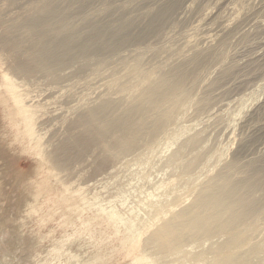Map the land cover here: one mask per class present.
I'll list each match as a JSON object with an SVG mask.
<instances>
[{
    "label": "rangeland",
    "instance_id": "rangeland-1",
    "mask_svg": "<svg viewBox=\"0 0 264 264\" xmlns=\"http://www.w3.org/2000/svg\"><path fill=\"white\" fill-rule=\"evenodd\" d=\"M18 1L0 0V20L23 18L46 0H21L22 7ZM164 1L171 0H58L64 21L79 35L89 31L87 19L135 24L124 35L126 47H93L57 74L18 77L17 52L0 50V248L6 249L0 264H223L231 252L247 264L264 261V186L245 192L252 210L225 232L213 220L178 238L159 234L213 179L242 177L225 167L237 153L244 163L258 160L264 167V0H178L155 34L137 40ZM109 32L105 26L103 42ZM184 59L176 90L153 96L60 170L38 165L41 155L9 117L15 107H8L5 75L11 70L18 92L41 115L40 151L47 153L70 138L68 128L80 113L107 101L105 119L115 118ZM119 84L126 85L123 92ZM180 91L178 102L168 98ZM137 123V142L127 147L122 132ZM161 125L166 128L153 137Z\"/></svg>",
    "mask_w": 264,
    "mask_h": 264
},
{
    "label": "bare ground",
    "instance_id": "bare-ground-1",
    "mask_svg": "<svg viewBox=\"0 0 264 264\" xmlns=\"http://www.w3.org/2000/svg\"><path fill=\"white\" fill-rule=\"evenodd\" d=\"M18 3H21V0H19ZM23 3H21V5L19 6L22 7ZM178 4H179L178 0L164 1L161 7L158 9V11L146 22L147 24L143 25L144 27L140 29L141 32L136 36V39L140 41V40L145 39L149 35L155 34L158 31L160 25L165 20V18L175 12V10L180 5ZM58 5H59L58 0H46L38 8L37 7L34 8L33 12L27 13L25 16H23V18H20V19L16 18L17 17L16 16L17 13L15 12L16 9L14 10L13 8L12 10H14L15 16H16L15 19L13 18L11 19L9 17L11 21L10 19L9 21H5L3 20V18L0 20V22L2 23L0 25L2 27L5 26L3 28L2 35L0 34L1 35L0 36V50L1 51L3 50V52L5 51L6 53L9 52V54L11 53L12 50L17 52L15 53L17 55L12 57L13 58L12 62H14L13 73L18 74L17 75L18 77L20 76V77L28 78V77L33 76V74L36 75V72L38 71L44 72L46 74H57L62 69L66 70L68 65L74 62L77 63L82 58L88 57L89 52L93 47L95 50H99L102 46L107 44L113 47L114 49L116 45H120V43H122L121 48L124 46L126 47V45L129 44L130 39L128 37H127L128 40L124 39V35H126L128 32H131L130 30H133L131 28L132 26H134L133 24H135V20H127L125 23H120L116 25L114 23L113 24L110 23V21L109 22L107 21H101V22L94 21L93 22L92 20H90L88 22V19H87L86 26L89 27V31L86 34L79 35L76 32L71 30L69 26V23L71 22L64 21L65 18L63 15H61L60 13L61 11L59 10ZM20 10H24V9H20ZM6 13L10 14L8 11ZM20 13L23 14L24 11L23 13L22 12ZM13 14L14 13H12L11 17L14 16ZM18 15L20 14L18 13ZM6 16H10V15H6ZM105 26H108L110 28V32L108 34L106 41L103 42L101 39H102V33H103ZM24 36L26 37L28 36V37L22 40L23 38L21 39L20 37H24ZM118 50L120 49L117 48L113 52L117 53ZM127 53H130V51ZM198 53L204 54L205 52L200 51ZM118 54L120 53H117V55ZM121 56L120 58L123 57ZM7 57H10V55L9 56L7 55ZM118 59H119V56H118ZM187 62H188V59H184L178 62L176 65H174L170 70L168 69V72L158 82H155L153 86H151L148 89V92H149L148 95L140 96L136 98L130 107H128L123 113L117 115L115 118L111 120L106 121L105 119L106 118L105 111L108 108L107 101H101L97 105L92 106L88 108L87 110H85L84 112L80 113L79 116L75 118L71 126H69L68 128V131H70L68 136L70 138L67 139L62 145L55 146V148H53L50 152H47V153H43L42 150L40 151L41 115L37 118L36 115L38 114V111L35 110L37 109V108H34L35 105L26 103L25 98L22 95L23 92L21 93L18 92L20 91V88H18L19 90H17V84H16L17 82L14 81L17 78L14 77L15 79H13L11 77V73H12L11 70L10 72L8 71L10 73V76L8 74L5 75V79H6L5 87H7L6 90L9 95L8 97L12 99L11 103L13 101L12 105H10L11 104L10 103L9 104L10 106L8 107L14 106L15 108H13V111H12V108H11V111L9 110L12 113L9 112L10 116L9 115L8 116L11 117V119L13 120V124H16L17 126H19V128L20 126H23V130H21L22 128H20V130L25 135L26 140L28 141L29 144H31L32 148L35 147L34 150L37 149L36 154L41 155L40 160L36 158L39 160L38 165H41V161H43L45 164L50 165L51 168L60 170L66 165L69 166V164H71V162L74 161V157H76L77 155L83 154L92 142L106 140L105 138L108 136V134L110 133L111 129L114 126L118 125L123 120L125 121L129 119L135 112L142 109V107L146 104V102L150 100L153 96L166 94L173 90H176L181 79H178L175 76V73L179 72L180 70H183L186 67ZM0 67H1V64H0ZM141 72L147 73V71H143V70ZM14 74H12V76H14ZM42 75L44 74L42 73ZM116 79L119 80L118 78ZM116 79L114 77L112 80L116 81ZM105 82L107 83L108 81L106 80ZM105 82L104 84H106ZM110 82H111V79H110ZM110 82H109V85H110ZM23 85L25 87V84ZM124 86L120 85V88H121L120 90L122 92L125 90ZM112 87L111 89H113ZM108 91H109V88H108ZM182 92L183 91L174 93V95H171L168 98H170L174 102L176 101L178 102L180 100V96ZM106 93H109V92H106ZM107 95H110V93ZM28 98L30 97H26V101L28 100ZM31 100L33 101V98ZM38 109L40 108L38 107ZM93 122H95L94 126H91V127L90 125L86 126L87 124H90ZM36 124H39L37 128L35 127ZM141 126L142 125H139V123H137L133 125L132 127L126 128L127 130H124V132H122L123 131L122 130L121 132L123 134L121 137L119 135L120 134L119 132L118 135L120 137V141L127 147L135 144L138 139L136 132L140 130ZM164 127H165L164 125H161L156 130H153L152 136L153 137L157 136L159 132L164 129ZM77 128H80V129L76 133L74 130ZM20 133L21 132L19 131L18 134ZM23 134H21L22 136L19 137L20 139L23 138ZM116 135L117 134H115L114 136ZM119 137L115 138V141L113 140L112 141L117 143L116 139H118ZM115 143H113V145ZM245 147L246 145L242 147V149H244ZM234 157L235 158H233L232 162L230 161L229 164H227V166L225 165V167L227 170L233 171L235 175L239 174V175H242V177L238 179H234L224 173V174L219 175L217 178L213 179L209 184H207L198 193V195L193 200V202H191V204L182 208L178 212H175L174 216L170 220H167V222H165L163 226H161V228L159 229V234L161 237L162 236L167 237L170 235H174L173 236L174 238H178L182 235V232L185 229L197 227L198 225L206 224L213 220L219 222L216 230L225 232L226 230L233 228L236 225L237 221L241 220L242 218H245L251 212L252 207L249 205V203H245L247 202V196L245 195V192H252L256 190L257 188L264 186V167H262L259 164L258 160L257 161L250 160L244 163L243 162L244 160L243 159H242L243 161L241 160V156L238 153ZM28 200L29 198L23 200V203L27 202ZM34 201H39V198L34 199ZM239 203H244L245 206L240 211L229 216L228 210L231 208H234L235 205ZM22 207H23V204H22ZM68 207L71 208L72 206H68ZM37 211H38V206H36L35 212ZM131 226L129 227L131 228ZM5 232H6V229L1 234ZM243 243H244V240L241 239L239 245ZM5 250L6 249H3L1 247L0 254H3ZM31 254L33 253L31 252ZM223 264H247V262L243 260L240 254L231 252ZM255 264H264V261L260 260L256 262Z\"/></svg>",
    "mask_w": 264,
    "mask_h": 264
}]
</instances>
